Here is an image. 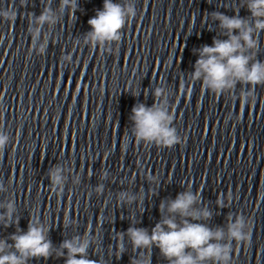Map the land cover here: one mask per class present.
<instances>
[{
  "label": "water",
  "instance_id": "1",
  "mask_svg": "<svg viewBox=\"0 0 264 264\" xmlns=\"http://www.w3.org/2000/svg\"><path fill=\"white\" fill-rule=\"evenodd\" d=\"M134 2L137 16L124 29L117 55L83 45V35L91 30L88 20L103 8V0H78L76 19L66 10L57 25L44 26L49 43L45 55L38 56L29 50L28 14L39 15L46 4L56 9L59 0H26L25 6L21 0H0V8L12 6L18 13L14 25L0 18V130L11 137L0 153V182L7 188L0 201H16L14 218L23 231L39 215L56 248L88 227L97 236L90 259L130 264L140 250L134 252L125 237L127 250L118 258L116 232H125L131 217L137 227L151 230L161 219V201L191 187L201 192L200 206L213 213L204 221L210 227L224 226L229 214L249 218L251 244L233 242L232 264H264V199H257L264 192V86L256 87V103L246 105L237 121L238 99L217 97L200 81L188 82L198 58L193 49L211 45L220 34L208 14L232 16L238 9L247 17L250 12L241 0ZM68 53L73 62L61 63ZM257 59L264 61V31ZM161 81L172 89L174 126L185 140L171 149L136 145L129 120L134 104H153V90ZM241 87L237 84V96ZM229 112L233 117L226 123ZM56 165L66 169L60 197L49 187L48 171ZM149 171L156 183L145 179ZM101 183L104 192L98 196L95 188ZM123 190L142 194L139 207L118 204L117 193ZM227 191L233 202L219 208L217 195ZM66 214L73 226H64ZM15 231V225L0 226V238ZM28 264H64V259L34 258ZM151 264H168L158 248L151 250Z\"/></svg>",
  "mask_w": 264,
  "mask_h": 264
},
{
  "label": "clouds",
  "instance_id": "2",
  "mask_svg": "<svg viewBox=\"0 0 264 264\" xmlns=\"http://www.w3.org/2000/svg\"><path fill=\"white\" fill-rule=\"evenodd\" d=\"M26 0H21L25 6ZM241 7H245L250 15L241 17L238 9L235 14L226 15L220 11L208 14L213 22H218L220 34L213 37L211 45L204 44L193 49L198 58L194 64V71L189 73L188 82H201L202 88L216 95H224L236 101L239 100L241 111L235 119L239 121L246 105L256 103L255 89L264 86V61L257 59L259 49V34L264 31V0H241ZM67 10L76 19L79 10L78 0H59V5L53 9L46 4L39 15L28 14V33L31 36L29 50L38 56H44L48 47V38L44 34V26L54 27L59 23ZM17 10L9 6L0 8V18L14 25L17 20ZM137 16L134 0H103V8L88 20L90 31L83 35V45L95 51L109 55L119 53L120 43L125 35L124 29L131 25ZM225 38H220V37ZM76 38L75 44H80ZM72 63V54L62 55L61 63ZM237 84L241 90L235 94ZM247 86V90L245 87ZM190 94L191 88L188 89ZM137 95L136 92H132ZM154 102L151 106L136 103L131 109V133L135 144L154 145L160 149H171L182 145L185 140L178 134L174 121L175 110L169 102L173 95L172 89L162 81L153 90ZM229 112L225 118L227 123L232 119ZM11 142L10 135L0 130V153H3ZM109 155L105 151L104 158ZM70 170V169H68ZM65 167L56 165L49 169L50 190L57 197L62 196L67 180ZM106 174L102 172L101 179ZM149 183H156L157 176L149 171L145 174ZM134 182V177L129 183ZM7 192L5 185L0 182V193ZM96 194L102 195L104 185L98 184ZM143 196L123 190L117 193V202L121 205L136 203L139 207ZM234 199L233 193L217 195L216 204L219 208L228 207ZM257 199H264V192H258ZM227 202V203H226ZM202 204L200 190L193 192L191 187L177 194L175 199L162 200L159 205L161 219L149 230L137 227L134 217L125 232H116L117 257L126 252L125 237L134 252L140 250L138 256L130 258V264H151V250L158 248L160 255L168 264H232L233 242L237 246L251 244L250 220L242 213L229 214L224 226L210 227L204 221L212 218V211ZM0 226L5 229L15 225L16 231L7 238H0V264H28L31 259L45 260L56 257L63 258L64 264H100V261L90 259L89 248L97 243V236L92 234V228H86L83 235H75L64 239L58 248L53 246L48 238L49 226L42 222L39 215L30 218L27 231L19 228L16 201L7 199L0 201ZM69 214L63 219L65 227L73 226L69 223ZM12 241L9 243L8 241ZM146 250V251H145Z\"/></svg>",
  "mask_w": 264,
  "mask_h": 264
}]
</instances>
